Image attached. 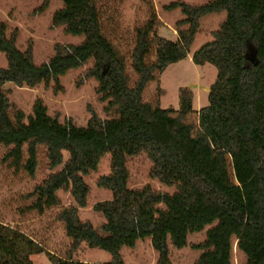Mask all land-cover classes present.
<instances>
[{
  "label": "trees",
  "instance_id": "obj_1",
  "mask_svg": "<svg viewBox=\"0 0 264 264\" xmlns=\"http://www.w3.org/2000/svg\"><path fill=\"white\" fill-rule=\"evenodd\" d=\"M62 1L53 24L84 40L56 43L54 54L40 65L32 44L19 49L17 30L8 35L5 24L0 25V52L8 61L0 67L2 159L33 178L44 161L47 173L28 194L33 210L59 207V191L74 200L57 214L71 248L63 257L52 254L48 264H127L123 247L148 237L158 264H170V245H187L190 233L213 223L197 244L202 253L194 264H233L235 242L247 256L244 264H264V0L172 2L165 8L180 7L185 14L176 23V39L158 33L152 10L149 20L136 28L129 56L117 44L119 19L112 0ZM50 2L43 0L42 8ZM220 11L227 16L213 38L192 53L195 64L217 68L208 104L196 110L189 87L180 89L179 108L146 101L149 82L190 54L201 18ZM88 63L84 77L98 80L96 92L112 117L89 106L87 124L78 126L49 114L43 100L36 99L26 122L24 111L14 110L3 89L8 82L34 88L59 81L70 69ZM108 154L111 170L95 184L112 197L93 207L106 218L97 229L81 217L80 208L88 207L91 193L86 177ZM140 155L151 162L150 176L176 191L162 192L149 184L132 187L129 163ZM82 242L109 252L111 261L76 259L73 252ZM42 252L31 236L0 220V264H37L33 256Z\"/></svg>",
  "mask_w": 264,
  "mask_h": 264
},
{
  "label": "rangeland",
  "instance_id": "obj_2",
  "mask_svg": "<svg viewBox=\"0 0 264 264\" xmlns=\"http://www.w3.org/2000/svg\"><path fill=\"white\" fill-rule=\"evenodd\" d=\"M176 1H186L190 4H203L210 0H112L113 11L119 19L116 31L117 44L121 52L129 56L134 46L135 31L144 25L151 17L152 10L157 14V31L167 38L176 39L178 33L176 23L185 18L180 7L167 9L165 6ZM43 0H0V25L5 24L8 35L17 30V46L24 50L31 43L35 62H47L54 54V45L79 44L84 40L83 35H73L65 31V26L53 24V15L63 7L62 0H51L49 6L42 8ZM112 11V10H111ZM227 16L226 11L209 13L201 18L200 28L191 46V52L183 60L171 63L164 72L150 81L144 99L162 107L179 108L181 102L180 89L189 87L194 91V108L208 104V91L217 78V68L211 63L197 65L191 56L200 46L213 38L212 32L219 28ZM153 58V57H151ZM8 65L7 56L0 52V67ZM91 63L76 69H70L49 83L42 82L34 88L16 86L12 82L4 85L3 89L11 100L14 110H22L28 116L33 112L36 99H42L47 105L48 113L57 115L61 121L71 120L75 125H86L90 117L88 107L91 106L102 117H112L114 113H106V101H101L96 92L98 80L94 77H84ZM192 117V116H191ZM6 149L0 150V220L12 227L18 228L31 236L43 248V252L33 256L37 264H48L51 255L65 256L71 248V240L66 235L64 224L57 218L60 207L74 204L69 192L59 191L61 203L59 207L49 208L43 213L33 210L30 206L34 199L28 194L34 188L39 178L47 173L44 161L38 167V176L33 178L20 166H9L3 161ZM43 160V154L41 155ZM111 156H104L99 169L86 177L91 185L88 207L80 208L83 219L89 220L97 229L106 222L101 212L93 207L95 203L110 199L112 192L99 188L95 180L111 170ZM130 185L143 187L151 185L162 192L173 193L174 185H166L157 178L150 176L151 162L145 155L134 157L129 163ZM207 224L203 229L188 235L187 245L171 247L170 264H194L202 253L197 244L207 237L208 230L214 225ZM122 254L127 264H158V253L151 244V239L137 241L134 247H123ZM73 256L87 262H109L111 254L103 249L92 248L82 242ZM247 261L245 253L239 251L234 244L233 264H244Z\"/></svg>",
  "mask_w": 264,
  "mask_h": 264
},
{
  "label": "crops",
  "instance_id": "obj_3",
  "mask_svg": "<svg viewBox=\"0 0 264 264\" xmlns=\"http://www.w3.org/2000/svg\"><path fill=\"white\" fill-rule=\"evenodd\" d=\"M191 58H192V56H191Z\"/></svg>",
  "mask_w": 264,
  "mask_h": 264
}]
</instances>
